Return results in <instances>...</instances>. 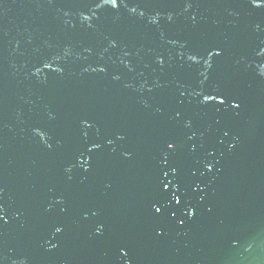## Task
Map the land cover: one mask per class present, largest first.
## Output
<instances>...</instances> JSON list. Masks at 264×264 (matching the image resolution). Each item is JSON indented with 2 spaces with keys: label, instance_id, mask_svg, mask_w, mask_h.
Returning a JSON list of instances; mask_svg holds the SVG:
<instances>
[{
  "label": "water",
  "instance_id": "1",
  "mask_svg": "<svg viewBox=\"0 0 264 264\" xmlns=\"http://www.w3.org/2000/svg\"><path fill=\"white\" fill-rule=\"evenodd\" d=\"M0 264H264V0H0Z\"/></svg>",
  "mask_w": 264,
  "mask_h": 264
},
{
  "label": "snow or ice",
  "instance_id": "2",
  "mask_svg": "<svg viewBox=\"0 0 264 264\" xmlns=\"http://www.w3.org/2000/svg\"><path fill=\"white\" fill-rule=\"evenodd\" d=\"M113 3H115V0H113ZM179 203V201H177ZM157 212H159L160 210L157 208L156 209Z\"/></svg>",
  "mask_w": 264,
  "mask_h": 264
}]
</instances>
